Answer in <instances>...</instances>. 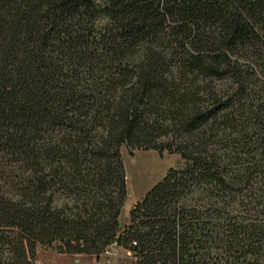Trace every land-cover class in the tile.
I'll return each mask as SVG.
<instances>
[{
  "label": "trees",
  "instance_id": "trees-1",
  "mask_svg": "<svg viewBox=\"0 0 264 264\" xmlns=\"http://www.w3.org/2000/svg\"><path fill=\"white\" fill-rule=\"evenodd\" d=\"M123 147L184 161L124 228ZM114 244L264 264V0H0V264Z\"/></svg>",
  "mask_w": 264,
  "mask_h": 264
},
{
  "label": "rangeland",
  "instance_id": "rangeland-1",
  "mask_svg": "<svg viewBox=\"0 0 264 264\" xmlns=\"http://www.w3.org/2000/svg\"><path fill=\"white\" fill-rule=\"evenodd\" d=\"M121 155L127 174L128 196L120 217L121 227L129 225L131 209L149 192L156 184L163 180L171 169L183 167L184 161L178 154H160L157 151L138 150L133 155L130 150L123 147ZM11 256L6 255L4 263H10ZM37 261V263H36ZM33 264H77L75 259L61 260L56 257L50 247L39 246L37 259ZM135 261L131 252L117 249V256L112 264H133ZM105 264L104 261H100ZM94 264H98L94 262Z\"/></svg>",
  "mask_w": 264,
  "mask_h": 264
},
{
  "label": "crops",
  "instance_id": "crops-1",
  "mask_svg": "<svg viewBox=\"0 0 264 264\" xmlns=\"http://www.w3.org/2000/svg\"><path fill=\"white\" fill-rule=\"evenodd\" d=\"M51 251H53L54 254H56V257L61 260H66V259L71 258V259H75V262L77 264H94V262L101 264L100 263L101 260H98L96 257H93V256L61 254L53 249H51Z\"/></svg>",
  "mask_w": 264,
  "mask_h": 264
},
{
  "label": "built area",
  "instance_id": "built-area-1",
  "mask_svg": "<svg viewBox=\"0 0 264 264\" xmlns=\"http://www.w3.org/2000/svg\"><path fill=\"white\" fill-rule=\"evenodd\" d=\"M117 249H119V247L116 244L111 245L103 253V255L101 256V260L104 261L105 264H112L114 257L117 256Z\"/></svg>",
  "mask_w": 264,
  "mask_h": 264
}]
</instances>
